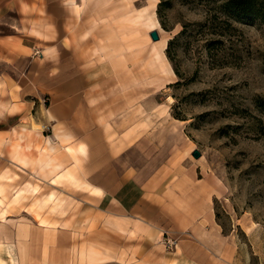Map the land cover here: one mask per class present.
Masks as SVG:
<instances>
[{
  "label": "crops",
  "instance_id": "1",
  "mask_svg": "<svg viewBox=\"0 0 264 264\" xmlns=\"http://www.w3.org/2000/svg\"><path fill=\"white\" fill-rule=\"evenodd\" d=\"M109 1L0 0V141L14 134L3 141L8 155L16 135L22 150L37 148V141L36 161L27 154L13 163L43 173L46 178L33 175L34 181L52 193L46 203L36 192L18 208L6 196L10 214L0 220V264H237L239 247L216 221V187L196 179L199 164L186 159L167 165L165 175L146 177L124 170L129 153L139 152L140 136L156 141L160 129L140 122V104L151 103L155 93L125 107V95L140 91L126 55L136 61L141 45L152 44L161 74L158 55L166 61V45L151 41L158 27L146 24L156 20L155 2L122 16L116 29L103 20L108 29L100 38L94 27L101 22L93 24L85 8ZM138 1L126 0L128 7ZM124 27L132 35L147 30L148 37L126 41ZM26 107L47 137L40 129L14 130ZM127 111L136 121L124 126ZM93 167H116L120 173L107 180L116 189L94 185ZM166 234L177 240L174 247Z\"/></svg>",
  "mask_w": 264,
  "mask_h": 264
},
{
  "label": "rangeland",
  "instance_id": "2",
  "mask_svg": "<svg viewBox=\"0 0 264 264\" xmlns=\"http://www.w3.org/2000/svg\"><path fill=\"white\" fill-rule=\"evenodd\" d=\"M153 2L157 4L152 14L159 23L160 41L167 40L164 55L168 73L161 75L157 70L152 44L146 47L134 44L140 47L138 60L133 61L127 55L126 58L140 77V91L135 96L125 95V107L144 99L150 92L155 93L151 103L140 104V122L144 126L151 121L150 125L160 129L156 131V141L147 134L140 136V153L134 152V157L133 152L129 153L124 170L146 177L165 175L170 169L167 165L186 159L199 164L196 179L216 187V221L223 235L230 237L229 244L239 247L237 264H264V20L256 13L226 8V0H140L131 8L126 0H110L85 9L93 24L101 22L94 29L99 28V37L103 39L108 29L103 20L115 28L122 16ZM250 2L258 8L263 5V0ZM124 31L126 41L135 38V43L141 34L142 38L148 37L147 30L137 35H132L131 28L124 27ZM99 37L96 35L95 40L100 41ZM26 108L22 116L13 120L14 130L40 129L47 137L43 125ZM124 119V126L136 121L130 111ZM165 127L169 131L165 132ZM13 135L0 141V220L3 221L10 214L7 207L11 199L6 196L12 197L14 207L18 208L41 191L33 175L46 178L33 168L24 170L13 163L27 154L36 161L41 151V147L37 150V141L34 150H22V136L16 135L12 155H8L5 142L13 139ZM35 139L30 140V145ZM23 140L26 146L27 136ZM194 152H199L200 158H195ZM59 163L63 167L64 162ZM70 163L69 159L66 166ZM98 169L93 167V184L116 189V183L107 180L120 171L116 167ZM41 192L46 203L51 201L52 193L48 189Z\"/></svg>",
  "mask_w": 264,
  "mask_h": 264
},
{
  "label": "trees",
  "instance_id": "3",
  "mask_svg": "<svg viewBox=\"0 0 264 264\" xmlns=\"http://www.w3.org/2000/svg\"><path fill=\"white\" fill-rule=\"evenodd\" d=\"M250 1L251 0H226L225 7L230 9V10H232V9H236V10L240 9V10H243V11H247V12H249V14H252V13L255 14L256 13L258 15L259 19L264 20V0H263L262 7H260V8H262V10H260V8H258L257 6L251 5ZM160 5H162V4H160ZM158 17L161 20L160 10H158ZM161 25L163 27H165L162 22H161ZM171 44H172V40L169 42L168 48L166 50L168 54H169V51H170Z\"/></svg>",
  "mask_w": 264,
  "mask_h": 264
},
{
  "label": "bare ground",
  "instance_id": "4",
  "mask_svg": "<svg viewBox=\"0 0 264 264\" xmlns=\"http://www.w3.org/2000/svg\"><path fill=\"white\" fill-rule=\"evenodd\" d=\"M147 26L148 27H151V28H155V27H158L159 26V23L156 22V20L154 21V19H151V18H148L147 19V22H146ZM162 41V40H161ZM167 44V40H164L162 41L161 45H166ZM158 45V44H157ZM160 46V45H158ZM160 48V47H159ZM160 50V49H159ZM165 50V49H164ZM158 64H159V67L160 69L165 73L167 74L168 71H167V63L166 61H163L162 58L158 55Z\"/></svg>",
  "mask_w": 264,
  "mask_h": 264
},
{
  "label": "water",
  "instance_id": "5",
  "mask_svg": "<svg viewBox=\"0 0 264 264\" xmlns=\"http://www.w3.org/2000/svg\"><path fill=\"white\" fill-rule=\"evenodd\" d=\"M150 37H151V39H152L154 42H158V41H160V35H159V33H158L157 30L151 32V33H150ZM193 156H194L195 158L198 159V158H200V153H199V152H194Z\"/></svg>",
  "mask_w": 264,
  "mask_h": 264
},
{
  "label": "built area",
  "instance_id": "6",
  "mask_svg": "<svg viewBox=\"0 0 264 264\" xmlns=\"http://www.w3.org/2000/svg\"><path fill=\"white\" fill-rule=\"evenodd\" d=\"M166 244L169 248L174 247L177 244V240L174 238H170L168 234L165 235Z\"/></svg>",
  "mask_w": 264,
  "mask_h": 264
}]
</instances>
